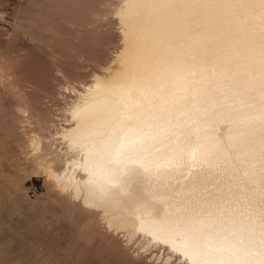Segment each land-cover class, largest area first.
<instances>
[{
	"label": "bare ground",
	"instance_id": "bare-ground-1",
	"mask_svg": "<svg viewBox=\"0 0 264 264\" xmlns=\"http://www.w3.org/2000/svg\"><path fill=\"white\" fill-rule=\"evenodd\" d=\"M119 3V69L78 92L44 161L188 264H264V0Z\"/></svg>",
	"mask_w": 264,
	"mask_h": 264
},
{
	"label": "rangeland",
	"instance_id": "rangeland-1",
	"mask_svg": "<svg viewBox=\"0 0 264 264\" xmlns=\"http://www.w3.org/2000/svg\"><path fill=\"white\" fill-rule=\"evenodd\" d=\"M102 1L0 0V264H188L113 227L58 184L62 159H43L65 151L56 132L78 92L119 69L121 0Z\"/></svg>",
	"mask_w": 264,
	"mask_h": 264
}]
</instances>
